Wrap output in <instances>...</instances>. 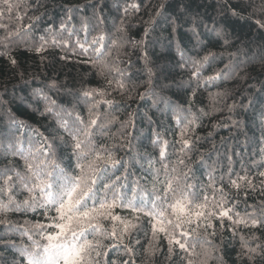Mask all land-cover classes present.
Listing matches in <instances>:
<instances>
[{
	"label": "trees",
	"instance_id": "16d2710c",
	"mask_svg": "<svg viewBox=\"0 0 264 264\" xmlns=\"http://www.w3.org/2000/svg\"><path fill=\"white\" fill-rule=\"evenodd\" d=\"M10 34L0 43V170L26 174L17 150L49 145V159L74 168L62 122L97 118L92 142L119 161L109 175L137 207L156 198L166 165L217 213L207 231L179 237L196 245L189 257L175 244L169 253L164 233L153 238L151 216L117 206L130 226L102 221L122 240L97 234L99 264H264V224L250 219L264 220V0H0V40ZM34 195L17 187L20 209L0 214V264L13 243H29L25 230L49 222L23 204Z\"/></svg>",
	"mask_w": 264,
	"mask_h": 264
},
{
	"label": "snow or ice",
	"instance_id": "6c2138e0",
	"mask_svg": "<svg viewBox=\"0 0 264 264\" xmlns=\"http://www.w3.org/2000/svg\"><path fill=\"white\" fill-rule=\"evenodd\" d=\"M10 38L11 34L0 40V43ZM102 40L101 36L93 43ZM95 50L99 54L100 49ZM12 63L15 64V60ZM193 75L197 73L194 72ZM94 126H97V118L87 123L77 119L73 125L62 122L63 130L72 140V154L76 158L74 168L61 167L60 163L49 159L51 155L49 145L47 151L41 149L38 154L31 149L25 153L23 147L17 150L16 154L26 162V174L15 172L9 175L8 169L0 170V214L6 213L13 205L17 210L20 209V205L14 201L15 190L20 187L29 193H36L32 196L31 202L25 200L23 204L33 211L40 209L42 215L49 220L47 224L37 222L35 231H24L23 235L27 237L29 243L18 249L14 243L10 246L9 251L16 249L12 253L10 264H99L100 257L106 256L107 252L102 242L97 239V234H102L105 239L122 240V236L115 228L108 233L102 221L109 219L119 221L127 232L129 222L113 215L111 211L125 204L133 211H143L145 215L155 220L153 238L157 233H164L168 239L169 253L173 252L172 245L175 244L188 253L189 257L195 255L196 245L189 244L187 239L182 241L179 237H190L202 226L205 231L211 227L209 221L217 213L213 210L205 211L208 197L204 196V202H199L201 193L192 190L194 186L187 183L188 175H184V183L181 185L180 179L171 175L166 165H162V168L157 170L153 185L154 190L156 184L160 185L159 193L148 203L139 200L138 203L144 204V207H137L136 203L129 199L128 194L122 191L120 178L113 179V176L109 175V163L114 168L119 161L103 145L97 146L92 142ZM184 145L187 147V140L184 141ZM40 156L44 159H40ZM160 156L165 157L164 150H161ZM164 204H167V208ZM214 204L221 209L219 217L232 219L229 216L231 209H225L218 201ZM168 209H171V212ZM250 219L253 226L264 224V220H258L256 217ZM3 223L4 221L0 220V224ZM131 227L135 228V225ZM3 241L5 237H0V242ZM0 259L6 260L5 257ZM123 264H128V261H124ZM187 264H193V261L188 259Z\"/></svg>",
	"mask_w": 264,
	"mask_h": 264
}]
</instances>
